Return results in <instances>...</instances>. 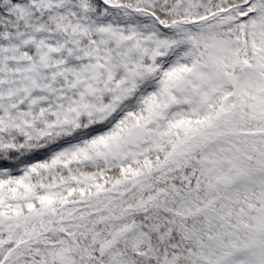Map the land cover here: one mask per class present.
<instances>
[{"label": "snow or ice", "instance_id": "obj_1", "mask_svg": "<svg viewBox=\"0 0 264 264\" xmlns=\"http://www.w3.org/2000/svg\"><path fill=\"white\" fill-rule=\"evenodd\" d=\"M0 264H264V0H0Z\"/></svg>", "mask_w": 264, "mask_h": 264}]
</instances>
